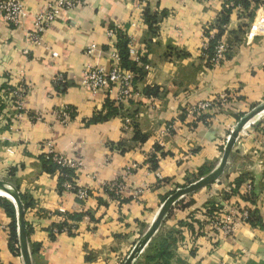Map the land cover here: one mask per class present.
<instances>
[{
	"label": "crops",
	"instance_id": "1",
	"mask_svg": "<svg viewBox=\"0 0 264 264\" xmlns=\"http://www.w3.org/2000/svg\"><path fill=\"white\" fill-rule=\"evenodd\" d=\"M49 1L22 0L26 16L17 27L0 19V93L19 78L26 86L19 112L6 103L0 110V179L22 196L31 264H122L165 199L201 178V169H215L238 119L264 101V1L248 0L229 15L221 36L229 50L217 66L201 52L202 35L228 0H84L30 43L32 15ZM112 24L128 39L138 77L122 99L116 89L79 85L86 65L108 67ZM56 75L66 80L60 89ZM201 103L210 107L192 111ZM63 107L72 112L65 124L53 114ZM48 143L82 160L72 179L87 189L85 201L60 189L57 170L45 171ZM128 166L126 188L113 200L103 184ZM216 203L248 211L257 226L238 224L234 236L212 232L204 215ZM14 220L12 201L0 197V264H24L19 246L10 248ZM61 223L74 227L54 234ZM165 240L168 257L154 250ZM132 264H264V110L239 133L221 177L176 202Z\"/></svg>",
	"mask_w": 264,
	"mask_h": 264
},
{
	"label": "built area",
	"instance_id": "2",
	"mask_svg": "<svg viewBox=\"0 0 264 264\" xmlns=\"http://www.w3.org/2000/svg\"><path fill=\"white\" fill-rule=\"evenodd\" d=\"M184 1V0H178ZM197 1H210V0H197ZM264 1V0H263ZM84 0H51L48 2L44 10L38 11L32 15L33 26L32 29L26 34V39L30 43L39 44L43 33L48 29V27L58 18L61 13L71 12L76 8L82 6ZM240 0H228L225 4V8H232L233 11L239 12L242 10V5ZM26 16V11L23 7L22 0H0V19L9 26L17 27L19 26ZM216 28L214 24L212 27L207 28L202 35L201 52L207 49L210 41L214 38ZM122 33L117 24H112L107 29L108 40V52L107 57L109 59L108 67L104 66H94L86 65L80 74L79 85L90 92H98L104 89H116L118 94V99H122L126 94L131 91V87L137 73L126 69L121 64V57L116 48L117 37ZM123 34V33H122ZM229 50V45H227L221 38L216 40L213 46V53L211 57H207V62L211 66H217L222 63L226 54ZM92 48H88L87 53H91ZM147 69L148 66L146 65ZM66 84V80L62 75H56L53 79V85L57 88L63 87ZM25 84L22 78H19L17 85L13 86L12 89H6L2 91V103H6V100L10 98L12 103L9 104V109L11 111L19 112L22 108V101L24 98ZM210 107L209 103H201L192 109V111L206 110ZM53 114L58 118V120L65 124L71 117V110L67 107L60 108L59 110L53 111ZM129 125L126 123L125 129ZM171 127H169L170 129ZM44 160H50L53 164L58 167L60 175L67 178L63 182L62 187L73 191L76 197L80 201H85L89 197V193L86 188L79 186L68 174L62 172V169H68L74 172L79 169L83 162L80 159H74L64 154L54 152L52 149V144L48 143L47 151L44 153ZM133 166L126 167L119 177H116L110 182L103 184V189L108 196L117 200L124 192L126 188L125 179L131 174ZM248 190L251 187L248 186ZM218 208V204H214ZM208 212V210H206ZM204 211V212H206ZM216 212L220 214H216ZM216 212L212 214L205 213L204 218L206 220L207 229L211 230L216 234H221L223 236H234L235 228L238 224H246L249 226H257L252 223V219L249 212L246 210H238L234 207H228L227 210H222L218 208ZM61 233L67 232L68 227L63 225L61 227ZM59 230L54 228L53 233L57 234Z\"/></svg>",
	"mask_w": 264,
	"mask_h": 264
},
{
	"label": "water",
	"instance_id": "3",
	"mask_svg": "<svg viewBox=\"0 0 264 264\" xmlns=\"http://www.w3.org/2000/svg\"><path fill=\"white\" fill-rule=\"evenodd\" d=\"M264 110V101L253 107L248 113L240 117L230 133L225 147L223 149V154L218 166L213 169L210 173L205 176H202L198 180L190 183L186 187H181L176 189L171 195H169L165 201L163 202L155 220L147 229L146 233L140 238V240L136 243L135 247L132 249L131 253L128 257L123 261L122 264H132V262L139 256L144 246L148 241L152 238V236L159 229L161 222L164 217L171 210L172 206L178 202L182 197L191 194L203 187H206L216 180H218L225 168L227 163V159L230 155V152L235 144V141L243 129V127L258 113ZM0 187L5 188L11 194V201L15 208L16 213V224H17V237H18V246L21 253V257L24 264H31L30 252L27 242V231H26V223L24 219V207L23 203L20 199L19 192L17 188L10 182L0 179Z\"/></svg>",
	"mask_w": 264,
	"mask_h": 264
},
{
	"label": "trees",
	"instance_id": "4",
	"mask_svg": "<svg viewBox=\"0 0 264 264\" xmlns=\"http://www.w3.org/2000/svg\"><path fill=\"white\" fill-rule=\"evenodd\" d=\"M241 2V5L245 6L246 3L248 2V0H240ZM256 2H259L260 0H254ZM233 9L232 8H224V13H222L219 18L216 20L214 26L216 28V32L214 34V38L210 41L207 49L204 51L205 54H207V57H211L212 56V53H213V46H214V43L216 40L220 39L222 34H223V31H224V26L228 20V17L229 15L232 13ZM144 15H146V20L148 22H151L152 21V16L148 15V12L147 11H144ZM156 27L155 26H152V29H151V32L152 34H155L156 33ZM118 41H117V44H116V48L118 50V53L120 54V57H121V64L123 67H125L126 69H132V70H135L133 69V67L131 68L127 62V43H128V39L126 37V35L120 33L119 36L117 37ZM138 71V70H137ZM138 77L135 78V80L137 79ZM13 100H11L10 98H8L6 100V104H10L12 103ZM3 103H2V108H3ZM8 120V119H7ZM138 137V135H137ZM43 161H44V168H45V171L47 172H53L54 170H57L58 171V167L53 164L50 160H44L43 158ZM59 172V171H58ZM62 172L65 173V174H68L71 178L73 176V172L71 170H68V169H62ZM206 170L204 169H201L198 173V177H202L203 175L206 174ZM60 173V172H59ZM67 178L64 177L63 175H60L59 176V187L60 189H62V184L64 181H66ZM106 191V190H104ZM20 196V199L22 201V196L19 194ZM4 205V209L7 213L9 214H12L14 215V211H13V206L8 203L7 201H5L3 203ZM214 205H212V207L210 208H213ZM208 211H211L210 209ZM207 214H212V211L211 212H206ZM205 223H206V220H205ZM63 225H66L68 227V231L67 232H70L72 231L73 229V225L71 224H67V223H61V224H58L55 228L58 229L59 233H61V227ZM9 237H10V242H11V245H10V248L14 250V248L12 247L13 246V243L18 246V237H17V224L15 222V220L13 221V223L11 224L10 226V231H9ZM155 252L159 255H162L163 257H168L170 256V252H169V247L168 245L166 244V240L163 241V243L157 245V247H155Z\"/></svg>",
	"mask_w": 264,
	"mask_h": 264
},
{
	"label": "bare ground",
	"instance_id": "5",
	"mask_svg": "<svg viewBox=\"0 0 264 264\" xmlns=\"http://www.w3.org/2000/svg\"><path fill=\"white\" fill-rule=\"evenodd\" d=\"M0 195H4L11 198V194L5 188L0 187Z\"/></svg>",
	"mask_w": 264,
	"mask_h": 264
},
{
	"label": "rangeland",
	"instance_id": "6",
	"mask_svg": "<svg viewBox=\"0 0 264 264\" xmlns=\"http://www.w3.org/2000/svg\"><path fill=\"white\" fill-rule=\"evenodd\" d=\"M1 96H2V93H0V110H1V108H2V98H1ZM1 180H3V179H1ZM0 197H3L4 199H10L11 200V198H9V197H7V196H4V195H0Z\"/></svg>",
	"mask_w": 264,
	"mask_h": 264
}]
</instances>
